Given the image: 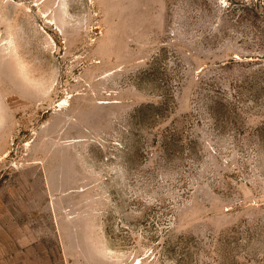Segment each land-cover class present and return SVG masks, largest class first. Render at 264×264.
Returning <instances> with one entry per match:
<instances>
[{
	"label": "rangeland",
	"instance_id": "rangeland-1",
	"mask_svg": "<svg viewBox=\"0 0 264 264\" xmlns=\"http://www.w3.org/2000/svg\"><path fill=\"white\" fill-rule=\"evenodd\" d=\"M0 264H264V0H0Z\"/></svg>",
	"mask_w": 264,
	"mask_h": 264
}]
</instances>
